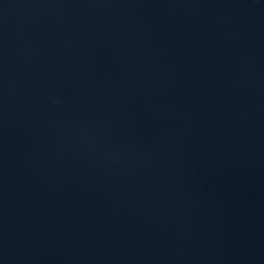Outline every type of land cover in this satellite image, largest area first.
Segmentation results:
<instances>
[{
    "label": "water",
    "instance_id": "obj_1",
    "mask_svg": "<svg viewBox=\"0 0 264 264\" xmlns=\"http://www.w3.org/2000/svg\"><path fill=\"white\" fill-rule=\"evenodd\" d=\"M0 264H264V0H0Z\"/></svg>",
    "mask_w": 264,
    "mask_h": 264
}]
</instances>
